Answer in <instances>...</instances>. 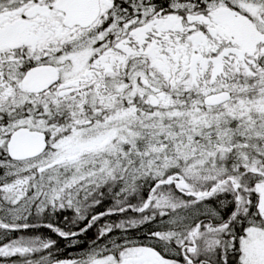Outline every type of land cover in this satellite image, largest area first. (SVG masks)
I'll return each mask as SVG.
<instances>
[{
    "label": "snow or ice",
    "instance_id": "6c2138e0",
    "mask_svg": "<svg viewBox=\"0 0 264 264\" xmlns=\"http://www.w3.org/2000/svg\"><path fill=\"white\" fill-rule=\"evenodd\" d=\"M0 264H264V0H0Z\"/></svg>",
    "mask_w": 264,
    "mask_h": 264
}]
</instances>
